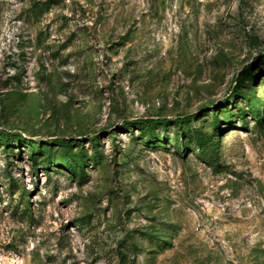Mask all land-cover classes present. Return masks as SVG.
I'll return each mask as SVG.
<instances>
[{
  "label": "rangeland",
  "instance_id": "1",
  "mask_svg": "<svg viewBox=\"0 0 264 264\" xmlns=\"http://www.w3.org/2000/svg\"><path fill=\"white\" fill-rule=\"evenodd\" d=\"M0 264H264V0H0Z\"/></svg>",
  "mask_w": 264,
  "mask_h": 264
},
{
  "label": "trees",
  "instance_id": "2",
  "mask_svg": "<svg viewBox=\"0 0 264 264\" xmlns=\"http://www.w3.org/2000/svg\"><path fill=\"white\" fill-rule=\"evenodd\" d=\"M50 6H51V1H47L44 3L35 2L29 11L33 15L38 16V13H42L46 7H50ZM239 85L234 87V94H233V96H231V98H233L234 96H237V95H240L242 97L247 98L245 96V93H243L240 90ZM249 104L251 105L252 112H253L255 118L258 121H261L262 120L261 110H259L254 104H252L250 100H249ZM196 117H197L196 114H190V115H187L185 117H178V119L175 121V123L178 126H180V128H183L184 125H187L188 128L190 129L188 133L190 134L192 141L196 142L199 145V148L201 150L209 151L213 157L218 158L219 157V154H218V145L219 144L217 142H215L214 138L205 134L204 131L201 129V127H192L191 126V122L194 121L196 119ZM65 142L66 141L63 140V145H64L66 151L69 152V147H68L69 144H66ZM181 144H183V140H181ZM68 155H70V154H68ZM70 157H68V158L70 159ZM77 163H78V166L83 168V165L81 164V162L78 161ZM26 193H25V195H26Z\"/></svg>",
  "mask_w": 264,
  "mask_h": 264
}]
</instances>
